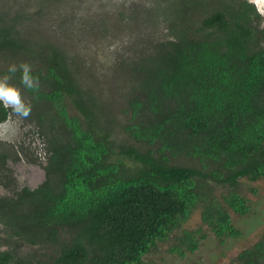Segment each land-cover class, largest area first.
<instances>
[{
  "label": "trees",
  "instance_id": "16d2710c",
  "mask_svg": "<svg viewBox=\"0 0 264 264\" xmlns=\"http://www.w3.org/2000/svg\"><path fill=\"white\" fill-rule=\"evenodd\" d=\"M258 16L247 0L209 4L199 11L190 35L182 32L158 42L159 62L149 72L141 70V91L125 100L130 113L126 130L153 146L146 152L133 146L122 149L133 160L130 171L110 160L106 137L113 119L109 128L93 119L85 89L64 55L53 50L50 63L25 62L38 77L34 90L21 84L20 64L15 74L1 70L11 76L9 84L45 104L52 130L57 126L59 133L46 151L44 180L35 188L14 191L32 211L31 223L23 225L27 234L20 233L22 226L13 230L19 240L46 242L68 225L76 237L53 264H141L157 242L167 240L189 217L201 199L198 182L211 179L233 186L240 177H264V47L254 43L257 30L252 24ZM6 22L0 15V50L16 55L25 47ZM69 102L77 113L69 111ZM9 112L0 104V124ZM99 126L103 133H98ZM181 153L196 158L203 168L215 167L206 172L169 162L168 155ZM223 199L238 214L249 211L247 199L239 194ZM5 204L17 209L21 201ZM202 218L217 237L240 235L221 206L208 205ZM181 243L194 251L198 239L185 230ZM239 257L241 264H264V242ZM11 258L0 252V264Z\"/></svg>",
  "mask_w": 264,
  "mask_h": 264
},
{
  "label": "rangeland",
  "instance_id": "374dc122",
  "mask_svg": "<svg viewBox=\"0 0 264 264\" xmlns=\"http://www.w3.org/2000/svg\"><path fill=\"white\" fill-rule=\"evenodd\" d=\"M230 1L0 0V15L6 23L11 22L25 47L16 55L0 50V78L5 75L1 70H7L10 65L30 61L45 64L57 54L64 55L72 75L85 89L84 100L94 110L93 119L106 128L113 119L112 131L106 137L111 148L110 160L130 171L133 160L123 155L122 149L133 146L146 152L153 148L126 130L130 113L125 100L141 91V70L149 72L159 62L158 42L182 32L191 34L203 7ZM247 1L259 14L252 22L257 30L254 43L257 48L264 47V0ZM53 50L58 53L53 55ZM14 86L30 105L31 113L20 118L10 110L8 118L0 124V252L11 254L9 264H53L60 250L76 237V230L65 225L58 229L55 239L46 242L19 240L13 230L22 226L20 233L25 234L23 225L31 223L32 211L27 199L19 200L14 191L24 186L35 188L44 180L46 151L54 144L52 139L59 136L58 128L54 125L57 130H52L51 114L42 101ZM68 109L77 113L70 102ZM41 114L42 119L38 118ZM98 128V133H103L101 126ZM168 158L171 164L206 172L215 167L212 164L203 168L196 158L183 153ZM197 189L201 199L189 217L167 240L157 242L142 257L141 264H241L243 259L239 254L243 250L264 242V177L256 180L240 177L233 186L204 179L198 182ZM231 192L247 199L246 214H238L226 205L223 197ZM9 201H21V204L13 209L5 204ZM208 205L221 206L240 235L217 237L202 218ZM185 230L193 231L198 239L194 251L186 250V244L181 243ZM171 247L176 249L171 251ZM92 256L89 247V259Z\"/></svg>",
  "mask_w": 264,
  "mask_h": 264
},
{
  "label": "clouds",
  "instance_id": "9594fccd",
  "mask_svg": "<svg viewBox=\"0 0 264 264\" xmlns=\"http://www.w3.org/2000/svg\"><path fill=\"white\" fill-rule=\"evenodd\" d=\"M16 65H10L8 68L9 74H15L17 72ZM21 71V84L28 90H34L38 88V77H34L31 74V67L26 63L19 65ZM11 76L4 75L0 78V104L6 109H10L11 112L20 118H27L31 113V107L23 99L20 90L9 84Z\"/></svg>",
  "mask_w": 264,
  "mask_h": 264
}]
</instances>
